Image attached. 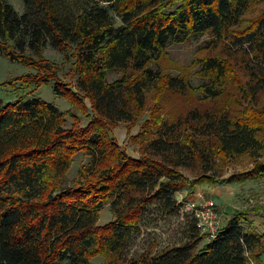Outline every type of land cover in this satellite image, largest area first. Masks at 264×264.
<instances>
[{"label": "trees", "instance_id": "1", "mask_svg": "<svg viewBox=\"0 0 264 264\" xmlns=\"http://www.w3.org/2000/svg\"><path fill=\"white\" fill-rule=\"evenodd\" d=\"M23 7L19 16L0 0V54L33 73L0 85L52 84L82 112L88 100L93 116L81 127L39 98L0 103V264H92L96 256L104 264H264V233L243 227L248 213L264 214L259 206L232 214L202 245L191 218L179 245L125 257L144 209L174 214L173 193L229 183L220 177L239 159L250 167L234 176H264V0H23ZM204 35L192 62L199 87L187 70L165 73L168 42ZM47 47L73 61V88L43 58ZM109 72L120 77L110 82ZM230 85L232 99L221 101ZM166 95L195 101L166 111ZM144 113L131 138L134 158L110 127ZM78 153L89 161L61 188ZM104 206L112 220L100 226Z\"/></svg>", "mask_w": 264, "mask_h": 264}, {"label": "rangeland", "instance_id": "2", "mask_svg": "<svg viewBox=\"0 0 264 264\" xmlns=\"http://www.w3.org/2000/svg\"><path fill=\"white\" fill-rule=\"evenodd\" d=\"M13 10L20 16L24 12L23 0H7ZM254 16V13L248 17ZM210 38L209 35H204L198 38L184 39L181 42H168L166 45V56L162 61V66L165 68V73L176 76L182 71H189V83L191 87L197 88L202 83L195 76L196 69L192 66L193 59L200 56L198 49ZM246 47V46H244ZM42 56L44 59L53 62L57 67L58 80L65 85L74 87L76 76L73 70V61L68 56H63L50 47H47ZM33 73V70L10 62L6 57L0 54V84L9 82L11 79L21 77ZM120 77L117 73H107V80L114 81ZM229 93V94H228ZM233 86H229L224 93V100H231ZM19 97L39 98L44 102L53 105L63 113H70L75 117L78 124L85 126L93 116L90 110L88 100L84 101L85 111L82 112L71 106L66 100L56 96L52 91V84L42 85L37 89L33 86H25L21 83L0 85V103L6 104L15 101ZM163 106L166 111L173 109H182L189 102H194L195 97H180V96H163ZM152 102L147 101V106ZM69 114V115H70ZM147 113L139 117L132 125L125 123H117L110 127V136L113 137L119 148L127 155L136 158L137 146L131 143V138L137 135L141 125L146 121ZM73 118L67 116L65 127H69ZM88 158L78 153L72 158V163L65 175V180L61 184V188H67L74 185L77 181V174L80 166L88 163ZM250 167L247 159H239L233 164L227 165L220 179H229V183L218 185H200L192 190H182L173 193V199L177 206V212L172 215L165 216L157 208L152 205L143 210L142 218L139 223V232L132 236L125 250V257L132 259L138 257L152 246L155 248L154 253H158L166 247L177 246L184 241L185 230L191 218H194L188 207L194 205L196 208L199 203L205 200H211L216 207V212L219 217L220 225L235 212L246 210L252 206L264 207V176L241 179L234 176L235 174ZM182 175L188 180L194 178V174L188 170H180ZM193 207V206H192ZM248 224H244V229L251 227L257 233H264V214L248 213ZM112 220L109 206L102 207L98 225L102 226ZM204 239L202 244L206 243ZM264 262V260H263ZM92 264H104V258L96 256L91 259Z\"/></svg>", "mask_w": 264, "mask_h": 264}, {"label": "built area", "instance_id": "3", "mask_svg": "<svg viewBox=\"0 0 264 264\" xmlns=\"http://www.w3.org/2000/svg\"><path fill=\"white\" fill-rule=\"evenodd\" d=\"M188 208L194 215L196 227L203 239L207 242L212 240L221 228L215 204L211 200H205L199 203L196 208L194 205Z\"/></svg>", "mask_w": 264, "mask_h": 264}]
</instances>
